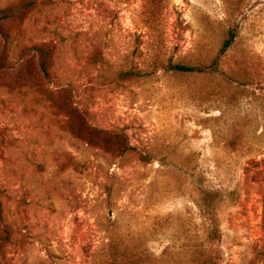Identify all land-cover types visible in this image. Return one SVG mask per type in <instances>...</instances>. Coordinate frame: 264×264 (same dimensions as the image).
Segmentation results:
<instances>
[{"label": "rangeland", "instance_id": "rangeland-1", "mask_svg": "<svg viewBox=\"0 0 264 264\" xmlns=\"http://www.w3.org/2000/svg\"><path fill=\"white\" fill-rule=\"evenodd\" d=\"M33 1L21 23H0L11 32L4 45L0 35L4 58L36 43L52 50L45 79L20 83L0 68L6 264H93L115 235L141 236L156 255L194 237L216 264H264V0L246 1L216 74L167 62L218 54L230 24L222 0H164L148 20L143 0ZM153 62L163 66L134 75ZM65 86L90 126L124 134L132 150L74 137L53 100ZM237 134L239 146H227ZM200 189L213 195V241Z\"/></svg>", "mask_w": 264, "mask_h": 264}, {"label": "trees", "instance_id": "trees-1", "mask_svg": "<svg viewBox=\"0 0 264 264\" xmlns=\"http://www.w3.org/2000/svg\"><path fill=\"white\" fill-rule=\"evenodd\" d=\"M164 0H143L145 15L147 20L151 18L158 10ZM247 0H222L225 6L226 17L224 21L230 23L226 25L223 31V37L218 54L210 60L209 63H194L192 65L172 62H167L169 70L179 73H199V74H216L219 67L220 57L232 46L237 30L234 25L237 16L243 11ZM33 0H20L15 4H8L0 7V23L15 20L21 23L28 11L33 8ZM11 33V32H10ZM10 33H5L1 29L2 43L8 41ZM2 45V49L3 46ZM52 50L48 43H36L31 47L22 48L19 56L15 61H10V56L4 58L0 55V68L9 66L14 72L13 77L20 83H24L36 72L45 79L51 73L52 68ZM157 62L149 63L137 75H150L155 73L159 67ZM125 73L121 72L120 75ZM132 76L131 72H126ZM136 76V75H135ZM74 89L71 86L61 87L59 93L55 97V107L63 115L66 116V124L72 135L78 138L81 142L93 147H100L106 152L120 151L126 152L132 150L127 137L124 134L102 131L88 124L84 113L79 109L78 105L72 99ZM239 134L227 141V146L236 149L239 144ZM142 161L147 163L149 159L142 157ZM213 195L211 192L200 189L199 197L196 199L197 207L203 218L209 221L210 229H206V239L213 241L219 235L218 222L214 215V205L211 206ZM264 200V199H263ZM264 204V201H263ZM1 211V206H0ZM264 213V207H263ZM264 220V217H263ZM190 236V235H189ZM197 237V236H195ZM12 231L0 219V264H6L5 248L11 241ZM186 245V244H185ZM171 247H165L161 254L156 255L147 246L146 240L141 236L127 238L120 235L111 236L103 245L102 252L93 264H216V254H213V247L209 246L207 250L202 249V243L192 237L187 246L179 250L172 251Z\"/></svg>", "mask_w": 264, "mask_h": 264}]
</instances>
